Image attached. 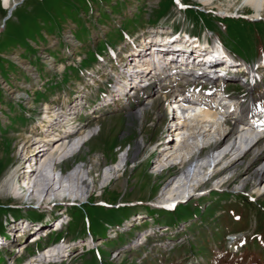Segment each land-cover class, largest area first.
<instances>
[{
	"label": "rangeland",
	"instance_id": "obj_1",
	"mask_svg": "<svg viewBox=\"0 0 264 264\" xmlns=\"http://www.w3.org/2000/svg\"><path fill=\"white\" fill-rule=\"evenodd\" d=\"M179 1L185 9L178 10L173 0H9L8 9L0 0V186L14 170L25 171L26 149L38 151L37 139L43 137L39 124L47 120L45 103L56 113L75 109L74 126H100L99 134L64 164L70 169L94 156L101 159L100 169L94 174L96 186L90 193H83L82 199L52 198L38 208L32 207L36 203L31 196L20 200L0 190L2 239L28 233L30 229L23 230L22 223H39L50 231L55 216L68 220L57 233L31 245L16 264L35 249L46 252L58 242L68 246V255L80 248H89V252L59 259L57 264H264V176H254L264 163V153L255 155L247 165L251 158L249 144L235 168L220 175L226 178L221 189L214 187L216 179L207 182V177L195 196L178 202L174 213H166L156 202L162 187L179 178L182 169L173 165L175 160L167 161L169 170L165 174L157 167L161 157V148L157 147L165 141L169 124L160 98L163 94L154 96V109L148 111L143 125L135 113L139 100L132 96L130 102L107 100L114 93L105 83L112 85L120 70L129 68V49L142 45L140 42L150 35L163 41L169 33L167 39H175L171 42L190 38L184 49H194L198 44L192 37L209 42L216 34L223 47L245 61H264V21L250 18L251 7L235 0L234 15L220 19L216 9L220 3L205 6L202 0ZM205 40L198 41L206 45ZM226 85L233 93L240 90L238 80ZM156 90L151 87L145 92ZM79 92L83 96L76 98ZM165 93L171 94V89ZM67 96L71 102L65 104ZM79 99L83 103L79 104ZM141 139L147 147L142 149L141 145L134 157L132 152ZM24 141L29 142L24 146ZM224 143L220 150L227 147ZM149 146L153 148L150 151ZM120 160L124 169L101 188L103 173ZM184 169L191 168L186 163ZM19 185L25 190V184ZM49 214L50 222L46 220ZM140 219V228L135 227ZM120 223L128 231L114 228ZM153 223L183 224L184 228L171 236L164 224H159L163 229H153ZM152 230L145 243L141 234ZM13 238L17 242V237ZM6 243L11 245V241ZM124 245L128 251L115 257ZM4 263L1 249L0 264Z\"/></svg>",
	"mask_w": 264,
	"mask_h": 264
},
{
	"label": "bare ground",
	"instance_id": "obj_2",
	"mask_svg": "<svg viewBox=\"0 0 264 264\" xmlns=\"http://www.w3.org/2000/svg\"><path fill=\"white\" fill-rule=\"evenodd\" d=\"M234 1L235 0H202L203 5L205 6H211L213 3L215 4V2L220 3L221 5L217 6L216 9L221 16L234 15L233 12L235 11V8L238 4H232ZM241 1L243 6L246 5L252 8L253 14L249 15L252 20L258 21L264 19V0ZM8 3L9 0H3V5L9 9L10 7ZM222 3H226V5H222ZM168 35L164 37L165 39L163 38V41L162 37L160 36V38L157 36L155 38H152L154 36H148L149 38H145L140 47L144 48L148 45L155 46L158 53L170 60L171 64L172 61L174 62L177 59L175 56L176 47L178 48L179 45L183 47L185 41H181L179 39L178 41L176 40V42H171L170 39H167ZM129 50L132 52H138V48L136 46L130 48ZM211 55H213V53H211ZM208 57L209 59L211 58V56H207V58ZM136 58H140L139 62L144 61V59L145 61H151L149 52L141 54V56L138 55ZM153 60L155 59H152V63L154 62ZM136 61L137 60H135V62ZM219 62L225 64L223 60ZM165 64H167V62H165ZM223 64L219 69L215 70L217 73L221 72L222 75L224 74V77H227L231 81L236 80L233 72H235V74H244V72H242L244 65L238 66L234 69L232 67L227 68ZM200 65L203 64L192 63L191 65L184 67L182 70L186 71L185 73L187 74H185V76L182 74L175 76V69L172 71L170 70L171 66L170 68H166L164 66L161 73L162 80L160 82L163 85L166 84V89H171V94L167 96L165 95L166 89L160 90L161 87H157L158 79L154 78L157 69L153 68L151 73L143 76L144 78H149L150 87H153V90L157 87V90L154 92L150 91L145 93L144 100L140 101L139 97V99H137L139 100V103L137 102V111L135 113L140 119L141 125L147 121L148 111L154 109L156 100L155 97H157L158 94H163L160 98L163 99L165 103V112H167V115H169V124L167 126L168 135L166 136L165 141H163L157 147L161 148V157L158 161L157 167L159 170H162V174L166 172L165 170H169V168H167V161L170 162L171 160H175L173 161L175 163L173 165L177 164L179 168L182 169V173L181 176L179 175V178L172 179V181H167L165 186L162 187L159 201L156 202L160 208H163L164 205L167 204L177 205L178 202H182L186 198L190 199L191 197L195 196L200 191V187L205 184L204 181L207 177V182L216 179L217 184H215L214 187L216 189H221L223 187L221 182L226 178L224 177L222 179L220 178V175L222 172H227L229 168H231V170L235 168V163L243 159L244 156L242 157L241 154L242 152L246 151V148L249 146V144L250 147L248 148L247 153L251 154V158H249L247 161V165H251V162L255 160V155H261L264 153V145H262V142L264 141V126H261L264 123V114L260 115L261 121L259 123L252 125L251 128L248 127L247 129H241L242 125H246L247 122V105L244 106L245 108L238 107V110L232 116L229 115L227 109L223 108L222 106L223 104H227L228 101H231L229 103L231 105L235 98H223L221 106L220 102L218 103L216 100H211V91H208V94H201L199 92L192 91L190 94L185 89H183L187 84V80H191L190 77L193 75V73L200 69ZM173 68H176V65L173 66ZM127 69L128 68H123L120 72V75L124 76ZM134 71L131 70L130 72ZM209 74H211V72H209ZM206 77L207 76H205V78ZM123 78L119 80V83L116 86H114L116 89H114V91L117 93L118 98L122 96L124 99L125 96L128 95L127 89H129V92L133 91L131 94H137L140 92L141 89L135 87L137 81L133 80L129 86H127V79L124 80ZM173 78L175 81H177V83L171 82ZM247 86L248 85L244 87L246 88ZM79 88L81 89L82 86L80 85ZM185 92L189 97L187 100L180 96V94L182 95ZM82 96V93L79 92L76 98ZM64 99L65 104L71 102L69 96L65 97ZM110 99L114 100V96L113 98H110V96L107 97V100ZM78 101L79 104H81L82 100L79 99ZM103 106L106 105L103 104ZM79 108L80 110L82 109V107ZM52 109L53 108L49 107V105L45 103L44 115L47 120L45 123L39 124L43 137L37 139V141L39 140L37 143L40 145L37 147V152H35L36 150L34 151L31 149H26L25 162L27 163V167L25 171L23 170V172L20 173L18 172V169L14 170L9 175V177L3 181V184L6 183V188L2 183L0 186V190H7L13 197L17 199L29 200L33 198L36 205L32 207L42 208L43 204H46V202L52 198H57V200H62L64 198L74 200L80 197L82 199L83 193H90L92 189L95 188L96 180L94 178V174L98 173L102 164L101 159L98 156H94L88 162L81 161L80 163L73 165L70 169L64 166L66 160L72 159L76 153H79L82 148H84L87 142L99 134L100 126L95 125L81 127L78 125H73L72 127H69L67 125L72 124L74 121L75 109L69 108L67 110H62L61 113H58V111L56 113V110L54 111ZM61 118L62 120H60ZM255 118L257 119L258 116ZM61 123H63V125ZM55 128L58 129L56 130ZM58 130L60 131L58 132ZM24 142H26L23 143L25 146L29 141ZM222 143L227 145L224 150H220ZM141 145H143V148ZM145 147L147 146L144 144V140L141 139L140 143L135 148V152H132L133 156L137 157V154H139L138 151L141 150V148L144 149ZM147 149L150 151L153 148L149 146ZM204 150L207 152L205 153ZM227 150L228 152L225 153ZM232 156L234 157L229 163H223ZM123 162L120 160L117 163L112 164L113 166L111 171L108 173H103L102 177L104 178V184H102L101 188H104L105 184L114 174H119L124 169V166H122ZM186 163L188 164V168H191L189 169L190 171H186V169H184ZM205 164H207L206 168ZM254 176H256L257 179H260L264 176V163L258 170L255 171ZM251 178L253 179V177ZM231 179H228L227 183H229ZM246 180L247 178L243 181L244 186L246 185ZM20 183L26 185L25 190L20 187ZM28 192H30V194H28ZM30 196L31 198H29ZM67 222L68 221H61L60 219L58 223H53L52 225L53 227L55 226V228H57V226L60 224V227L62 228V224ZM142 223V219H140L138 225H141ZM21 226L23 230L30 229V224H25L24 226V223H22ZM55 230L58 231L59 229L57 228ZM22 234H25V232L20 233L18 239H15V241L24 236ZM34 234L36 235L37 232ZM142 235L143 237H146L145 234ZM143 237L141 238L143 239ZM21 242L22 241H20V245L26 244V241L22 243ZM99 245L102 246L103 243L100 242ZM80 250L81 251L74 252L71 255H78L76 257H79L86 252H89L88 248H80ZM123 252L124 250L121 249V251L118 253V256ZM62 253H65L64 246L60 243H57L46 253H40L39 256L34 257V259L28 264H40L39 260H46L48 257L52 259L54 254ZM64 256L69 255L65 253L62 257Z\"/></svg>",
	"mask_w": 264,
	"mask_h": 264
},
{
	"label": "built area",
	"instance_id": "obj_3",
	"mask_svg": "<svg viewBox=\"0 0 264 264\" xmlns=\"http://www.w3.org/2000/svg\"><path fill=\"white\" fill-rule=\"evenodd\" d=\"M0 246H1V247H5V242H4V240H3L2 238H0ZM11 252L13 253V256L10 257V258H7L5 264H15V263H14V260H15L17 257L20 256V254H21V249L15 247V248H13V249L11 250Z\"/></svg>",
	"mask_w": 264,
	"mask_h": 264
},
{
	"label": "water",
	"instance_id": "obj_4",
	"mask_svg": "<svg viewBox=\"0 0 264 264\" xmlns=\"http://www.w3.org/2000/svg\"><path fill=\"white\" fill-rule=\"evenodd\" d=\"M7 19V18H6Z\"/></svg>",
	"mask_w": 264,
	"mask_h": 264
}]
</instances>
